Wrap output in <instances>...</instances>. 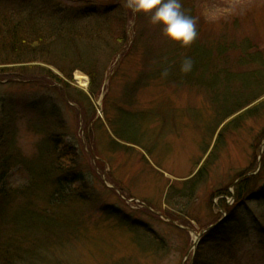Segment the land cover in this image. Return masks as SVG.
Instances as JSON below:
<instances>
[{
    "label": "rangeland",
    "instance_id": "rangeland-1",
    "mask_svg": "<svg viewBox=\"0 0 264 264\" xmlns=\"http://www.w3.org/2000/svg\"><path fill=\"white\" fill-rule=\"evenodd\" d=\"M10 1L0 0L1 12ZM61 1L65 13L80 10L84 15L90 3L106 2L112 14L99 31L87 29L90 21L80 14L65 27L48 22L55 32L62 29L74 37L35 59L55 63L66 76L57 67L36 63L27 70L7 71L0 80V240L20 237L15 217L32 212H40L35 220L45 217L51 195L46 185L57 179L53 162L68 144L79 154L78 180L62 192L64 199L76 202H60L55 208L64 213L65 223L81 228L79 236L72 235L77 239H71L70 231L59 233V241H67L56 251L59 264H191L200 248L208 263L219 241L244 216L235 247L238 264H264V204L236 206L216 237L202 241L206 230L230 219L220 208L224 197L218 192L234 191L237 180L251 170L264 183V21L255 24L258 50L248 51L243 43L251 32L245 19L263 13L264 0H185L186 9L196 15L198 44L214 42L218 32L234 42L232 60L226 62L215 61L221 52L214 47L217 69L212 62L202 63L205 55L207 59L203 47L192 59L190 73L181 71L182 60L175 63L176 45L147 17L126 9L124 0ZM35 2L43 9V2ZM48 3L51 14L61 6L59 0ZM236 20L240 32L234 36ZM259 57L261 64L253 65ZM92 66L94 86L81 72ZM221 66L228 72L218 71ZM68 74L75 76L70 80ZM245 104L251 112H245L246 105L233 113ZM28 187L27 198L21 197ZM38 258L39 264H57L47 250Z\"/></svg>",
    "mask_w": 264,
    "mask_h": 264
},
{
    "label": "trees",
    "instance_id": "trees-1",
    "mask_svg": "<svg viewBox=\"0 0 264 264\" xmlns=\"http://www.w3.org/2000/svg\"><path fill=\"white\" fill-rule=\"evenodd\" d=\"M15 1L13 0L11 1L10 7L14 8L13 6L15 5ZM39 1L43 2V5H42L43 9L39 10V6L37 3L32 4L35 13H32V12L29 13L28 14L29 17L27 18L24 16L23 17L19 16L22 13H18L15 15V14H12L13 12L11 11H3L2 13L0 10V13H2L0 14V80H3L5 77H7V71L15 70V72H17V71L27 70L29 65L36 64V63L47 64L50 67H57V69L59 68L58 70L61 71V73H63L66 76L67 72L62 70L60 66H55V63H50L48 61L35 59V56H39L42 53H44L45 55L50 54L52 51L51 46L53 44H54V47H57L63 42V40L65 39L69 40V37H74V36H69V34L68 36L63 34L62 29H58V32H55L57 30L53 29V27L48 23L50 22V23L56 24L57 22H59V21H54V20H48L47 18V16L51 13L49 12V10L46 11L47 6H51V4H49L48 2H53L54 0H39ZM83 1H87V0H81L80 2H83ZM59 2H60L59 5H61L63 1L59 0ZM181 2L182 4H184L185 0H181ZM105 4L106 2H104L102 5L98 3L96 4L93 2L90 3L93 9L92 13L97 15L99 18L103 17L102 18L103 21L101 22V24L100 22L96 23L97 25H94L92 23L91 25L87 27V29L91 28V30L95 29L96 31H99V28L102 30L100 25H106L109 22L108 18L112 14V11H106L102 13L103 7L104 8L109 7V5H105ZM182 7L186 15H190L196 19V15H194V11L192 9L191 10L186 9L185 4L182 5ZM65 10H66L65 5H61L53 13L61 15V16H66V18H70L71 15L69 13H65L64 12ZM99 14H101V16H99ZM22 15H26V14H22ZM260 19L264 21V12L260 13L258 16H253L250 13V17L247 16V18L245 19L247 24L251 28L250 34L246 36V39L248 41L243 42L249 47L248 51L253 50L256 52L258 50L257 47H254V45L256 44L253 42V40L256 36L255 35L256 34L255 24L257 26V23L258 21H260ZM60 27L62 26L59 25V28ZM232 28L234 29V36H237V33L240 32V22L238 20L233 22ZM197 32L199 35L200 31L198 30V28H197ZM218 33H220L221 37L217 36L214 42L210 41L211 39L207 40V45H205L207 48V49L205 48V52H207V59L205 55L204 60L203 59L201 60L204 65L212 62V66H215V68L218 65V63H215V64L213 63L215 60V57L213 55L214 47L217 48V50H219L217 52H221V55L219 57H216L215 61L222 62V61H225V59H229L231 57V54H232L231 45L234 44V42L231 41V38L228 37L225 32H218ZM252 33H253V37L251 38ZM89 37L91 38L92 36H89ZM89 37L88 35H84V37L80 36L76 38L88 39ZM219 37L220 39H218ZM73 39L74 38H71V41ZM250 44L253 46H251ZM205 46L198 44L197 39L191 47L186 48V49L181 48L178 45H176L177 58L179 60L175 61V63L179 62L180 60L183 61V58L185 57H190L191 59L198 58L200 52L201 54L204 52L203 47ZM60 49H65V47L60 48ZM59 51L65 54V51L63 50H59ZM234 51H237V50H234ZM179 54L181 55V57ZM218 59H220L221 61H219ZM231 60H232V57H231ZM261 60H262L261 57H259L258 59H255L253 61V65L261 64L260 63ZM38 67H41V66H38ZM91 68L92 69L89 72L85 70L81 72L87 74L92 80L93 76H95L96 74L95 73L96 69H95V66H92ZM220 69H222L225 72H228L227 69L222 66L218 69V71H220ZM79 70L80 68L77 69V71ZM169 70H171V68ZM175 71L176 70L174 71L171 70L172 73H175ZM46 72L51 74L49 70H47ZM250 72H254V71H250ZM256 72L263 74L262 70L260 69H258ZM76 75L82 76V74L81 75L76 74ZM181 75H184V74L181 73ZM74 76L75 75L73 74H70V75L68 74L67 78L72 80ZM50 77H52V79H55L58 83L61 81L59 78H57L56 75L51 74ZM95 83L96 82L92 80V86H94ZM256 99H257V96L254 100ZM263 103H264V100H263ZM246 105L247 104L242 105V106L240 105L237 106L233 110V113H237L238 109L244 108ZM252 109L253 108L251 107L245 112L249 113L252 111ZM239 115L242 116V113ZM221 136H222V133L220 134L219 137L221 138ZM52 138L56 142V144H60L61 146L62 143L60 142L59 137L54 135ZM78 155H79L78 151H76L71 145H68V144L64 145V147L58 153L57 158L53 162V169H54L53 172H55L57 179L52 185H48V184L46 185L51 188L50 189L51 195L49 194L48 202L45 204L47 205L44 208V211L46 213L45 217L41 218L40 220H37V219L35 220L33 218H35V216L36 217L39 216L40 212H38V214H36L37 212H32L30 217L26 215V216H23V218H18V219L16 217L14 218V222L16 225L19 226L21 234H20V237L15 238V239H4L3 238L2 240H0V264H21L22 261H27V260H28V263L30 260V262H33L34 264H39L38 256L41 255V253L44 254L46 250L51 252L52 256L56 257L54 263L59 264L58 263L59 258L57 257L56 251L62 248V245H65V243L67 242V241L66 242L59 241V233L62 234V232L66 233L70 231L72 233L71 239L78 238V237L73 238L72 235L77 234L79 236L78 233H79V229L81 228V226L80 228L76 229L73 226H71L70 223H65L63 219L65 217L64 213H61V211L59 212L60 209L55 208L56 206L57 208L60 207L61 203L65 205L66 202H69L67 204H70V202L74 201V200L70 201L71 198L64 199L65 194L62 192V190L68 186L70 190V185L77 182L78 180L77 179L78 172L76 171ZM262 163L264 164V157L262 159ZM205 168L206 167H203V169L200 172V175L205 171ZM253 172L254 171L251 170V171H246L243 174L249 175L250 173H253ZM242 175L240 174L239 177H241ZM2 178L3 177L0 176V179ZM241 178L242 180H240L235 187L234 195H232L229 192L227 193L226 190L224 192H218L217 195L234 196L237 204L239 205L240 204L245 205L247 202H255L260 205L264 204V183H262L263 181L262 175L260 176L251 175L245 178H243L242 176ZM196 179L197 178L195 177V180ZM196 181H194V183H196ZM254 183L256 185L252 186V184ZM30 191H31V187H28L27 189H23L22 191H20L19 195L21 197L27 198V195ZM76 191L78 192V189H76ZM3 193L4 192H2V194ZM74 194H76V192ZM5 197H8V196L5 195ZM82 198L86 199V196L83 195ZM84 202L85 201L81 200V203H84ZM49 206L51 208L52 206L54 207L51 210L47 211V208ZM220 207L224 210L230 209L226 200H221ZM36 210H38V208ZM245 219L247 218L244 216L242 218L243 222L242 221L239 222L237 227H235L232 231H230L229 234L224 235V238L219 241L217 247L215 248L216 249L215 254L211 257L210 260H207L208 263H204L202 259L203 258V254L201 251L202 248H200L197 256L194 257L196 258L195 261H193L191 264H238L235 247H236V244L240 242V237L242 236V233H243V231L240 228L245 226L244 224V221L246 222ZM261 219H263V221L261 222V226L264 229V214H262ZM81 232L84 233L83 228L81 229L80 233ZM216 233L217 231L215 232V230L209 232L202 239L203 244L207 243L210 238L214 239L216 237ZM86 237L87 235H85V238Z\"/></svg>",
    "mask_w": 264,
    "mask_h": 264
},
{
    "label": "clouds",
    "instance_id": "clouds-1",
    "mask_svg": "<svg viewBox=\"0 0 264 264\" xmlns=\"http://www.w3.org/2000/svg\"><path fill=\"white\" fill-rule=\"evenodd\" d=\"M124 7L134 15L147 17L164 39L181 48L191 47L198 37L196 19L185 14L181 0H124ZM193 66V60L185 57L181 71L190 73ZM162 75L166 76L167 72Z\"/></svg>",
    "mask_w": 264,
    "mask_h": 264
},
{
    "label": "bare ground",
    "instance_id": "bare-ground-1",
    "mask_svg": "<svg viewBox=\"0 0 264 264\" xmlns=\"http://www.w3.org/2000/svg\"><path fill=\"white\" fill-rule=\"evenodd\" d=\"M223 197H224V199H227V198H228L227 195H224ZM45 256H47V255H45ZM48 257H49V256H47V258H48Z\"/></svg>",
    "mask_w": 264,
    "mask_h": 264
}]
</instances>
